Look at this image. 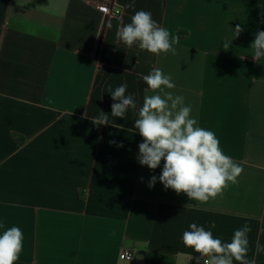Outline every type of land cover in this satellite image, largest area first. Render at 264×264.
I'll use <instances>...</instances> for the list:
<instances>
[{"label":"crops","instance_id":"obj_1","mask_svg":"<svg viewBox=\"0 0 264 264\" xmlns=\"http://www.w3.org/2000/svg\"><path fill=\"white\" fill-rule=\"evenodd\" d=\"M129 2L0 0V234L22 230L16 264H202L182 241L190 224L223 242L248 224L247 258L264 264V252L256 255L264 246V57L256 61L250 47L264 31V0ZM138 10L178 38L176 55L117 38ZM156 67L175 83L166 91L182 95L198 126L243 168L206 204L158 179L149 188L163 161L151 170L137 160L142 77ZM125 83L137 109L113 117L107 86ZM101 112L111 124L92 123ZM124 250L131 261L118 259Z\"/></svg>","mask_w":264,"mask_h":264},{"label":"clouds","instance_id":"obj_2","mask_svg":"<svg viewBox=\"0 0 264 264\" xmlns=\"http://www.w3.org/2000/svg\"><path fill=\"white\" fill-rule=\"evenodd\" d=\"M136 0H130L129 8L135 7ZM237 33L242 29L237 26ZM117 38L127 47L138 45L139 49L152 54L171 52L176 55L178 38L153 20L152 14L138 10L131 17V22L118 28ZM225 49L228 45L225 44ZM254 50L253 58L258 61L264 57V31L258 30L250 46ZM147 85L143 104L138 109V118L134 129L138 130L143 141L138 145V162L151 170L157 169L163 161L159 177L152 176L148 187H154L157 179L165 189H172L178 195L183 193L197 206L206 204L210 199L221 195L229 183H236L243 168L225 155L220 141L213 131L198 126L192 117V106L185 104L182 95H173L166 89H174L175 83L170 75H165L159 67L142 77ZM128 85L121 84L113 91L107 86L112 100L111 116L124 118L129 108L136 110L133 95H126ZM152 93V94H149ZM94 125H109V115L103 112L92 118ZM131 130V129H130ZM110 144L115 141H110ZM118 147H123L122 144ZM186 204L185 207H192ZM4 224L0 223V228ZM210 222L209 228H215ZM182 235L183 244L199 254L203 264H257L255 255L248 259L251 227L244 224L234 231L230 242H223L213 236L210 230L196 223L189 225ZM23 250V232L19 227L7 228L0 234V264H16ZM264 252V246H256V255Z\"/></svg>","mask_w":264,"mask_h":264},{"label":"built area","instance_id":"obj_3","mask_svg":"<svg viewBox=\"0 0 264 264\" xmlns=\"http://www.w3.org/2000/svg\"><path fill=\"white\" fill-rule=\"evenodd\" d=\"M94 6L96 7V9L106 14L108 17L120 18L123 13L121 8H112V7H109L108 5H99L96 3L94 4ZM118 259L120 261L129 262L133 259V252L128 251V250L121 251L118 256ZM202 264H203V260H202Z\"/></svg>","mask_w":264,"mask_h":264}]
</instances>
